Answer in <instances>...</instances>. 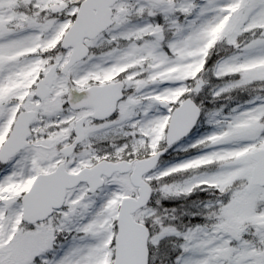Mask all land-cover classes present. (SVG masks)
I'll return each instance as SVG.
<instances>
[{
    "label": "snow or ice",
    "instance_id": "obj_1",
    "mask_svg": "<svg viewBox=\"0 0 264 264\" xmlns=\"http://www.w3.org/2000/svg\"><path fill=\"white\" fill-rule=\"evenodd\" d=\"M0 264H264V0H0Z\"/></svg>",
    "mask_w": 264,
    "mask_h": 264
},
{
    "label": "rangeland",
    "instance_id": "obj_2",
    "mask_svg": "<svg viewBox=\"0 0 264 264\" xmlns=\"http://www.w3.org/2000/svg\"><path fill=\"white\" fill-rule=\"evenodd\" d=\"M168 206H173V207H174V206H175V204H170V205H168Z\"/></svg>",
    "mask_w": 264,
    "mask_h": 264
}]
</instances>
